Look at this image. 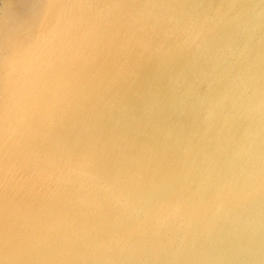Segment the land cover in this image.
<instances>
[{
	"label": "water",
	"instance_id": "95a60500",
	"mask_svg": "<svg viewBox=\"0 0 264 264\" xmlns=\"http://www.w3.org/2000/svg\"><path fill=\"white\" fill-rule=\"evenodd\" d=\"M0 264H264V0H0Z\"/></svg>",
	"mask_w": 264,
	"mask_h": 264
}]
</instances>
